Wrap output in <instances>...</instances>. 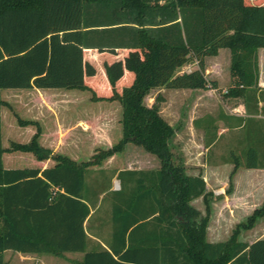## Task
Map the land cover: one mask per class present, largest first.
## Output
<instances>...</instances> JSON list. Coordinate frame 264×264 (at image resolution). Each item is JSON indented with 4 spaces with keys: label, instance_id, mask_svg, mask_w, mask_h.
Masks as SVG:
<instances>
[{
    "label": "trees",
    "instance_id": "16d2710c",
    "mask_svg": "<svg viewBox=\"0 0 264 264\" xmlns=\"http://www.w3.org/2000/svg\"><path fill=\"white\" fill-rule=\"evenodd\" d=\"M260 47L264 0H0V90L87 91L92 102L118 104L121 127L110 146L84 148L89 156L76 162L41 146L38 123L20 117L0 98V107L7 108L16 125L34 126L27 141L9 140L6 147L0 143V264L5 250L81 252L78 264H264V238L238 240L240 230L264 218V196L227 239L206 240L212 193L201 174H187L172 164L167 144L173 129L155 107L143 105L151 89L215 86L204 77L203 58L227 48L226 94L240 92L247 111V103L258 98ZM190 61L194 69L177 73ZM126 143L153 154L158 167H100L120 156ZM4 152L29 153L53 165L4 168ZM263 154L255 147L246 149L243 167L264 168ZM232 164L231 172L240 165L238 159ZM102 172L106 181L99 179ZM112 176L116 189L110 185ZM100 195L99 204L107 200L109 205L104 245L92 242L82 227ZM198 197L203 214L190 204ZM75 229L74 241L69 234ZM68 230L71 241H52Z\"/></svg>",
    "mask_w": 264,
    "mask_h": 264
},
{
    "label": "crops",
    "instance_id": "0c3cea01",
    "mask_svg": "<svg viewBox=\"0 0 264 264\" xmlns=\"http://www.w3.org/2000/svg\"><path fill=\"white\" fill-rule=\"evenodd\" d=\"M219 48L215 55L208 56L210 59L209 65L207 67L203 66L206 71L204 75L207 81H213L215 86L207 87L204 89H189V88H180L172 89L165 88L166 91L171 95H182V94H193L198 95L202 94L203 103L209 104V101H219V105L215 115L211 113L208 109H211L209 105L205 108L202 115L195 116L193 110L189 104L186 105L184 111L186 112L187 120L185 121V130L184 128L173 127L174 135L172 139L176 136V140H179V146L188 145L186 142L187 139H192L194 133L200 131L201 143L199 154L197 159H206L207 150L216 142L219 141L220 144L226 145L230 154L231 159H244L246 149L255 147L256 153L259 155L260 152L264 153V47H260L256 51L257 55V67H258V76L256 83L255 96L258 97L256 103L248 102L247 106L249 110H245L243 96L239 92L236 95L226 94V87L229 84V51L227 52ZM222 50V51H221ZM225 56L226 60L224 62L219 60V55ZM225 63L227 67L226 75L224 77L217 76V74L212 73L210 70V64L215 65L216 68L220 70L221 64ZM183 66V65H182ZM180 67L177 70V73L187 72L189 70L183 69ZM194 69V68H193ZM219 72V71H218ZM221 86L223 88H221ZM159 90H163L160 88ZM259 92L263 98H260ZM4 95L11 96L12 100L16 101L19 104L18 115L25 116L24 119L35 120L39 127L40 133L38 135V143L46 148H49L52 152L59 153L67 156L73 161L79 162L82 161L83 149L87 148H104L110 146L114 141H116L121 132L113 133V128L120 126L118 122L119 116L106 115V110H91L89 106L93 103L88 99V96H83L77 94L72 90H63V89H1L0 98L5 100ZM218 96V97H216ZM206 97V98H205ZM173 98H170V102H173ZM192 105H194V101ZM114 104L113 102L108 103ZM191 105V104H190ZM11 106V105H10ZM116 108L119 110L118 104L116 103ZM173 106V105H171ZM210 107V108H209ZM110 108V109H114ZM5 109L4 106L0 107V143L2 147H6L9 140L25 142L27 141L32 133L34 132V126H14L13 124H8L7 126L2 125V111ZM104 111V112H103ZM108 111V110H107ZM104 113V114H103ZM203 116V117H202ZM199 120L197 125L193 124V120ZM9 120L11 117L9 116ZM16 124V123H15ZM8 127V128H6ZM186 132V140L183 139L181 135L182 132ZM208 134L207 143H203L204 134ZM13 132V133H9ZM179 132H181L179 134ZM5 134V135H4ZM114 135V137H112ZM179 138V139H178ZM5 139V140H4ZM194 140V139H192ZM4 142L6 144L4 145ZM133 146V147H132ZM135 146V147H134ZM136 145L131 143H126L123 146L122 153L125 152V149H135L138 148ZM143 153L151 156L149 159L150 167L143 169H156L158 167V159L141 147H139ZM236 149V150H235ZM124 151V152H123ZM236 151V154L233 153ZM13 153V152H12ZM21 153L22 155H11L10 153H2V166L4 168H18L14 166V163L9 159H14V157L26 156L27 159H32V165L30 167H37L39 169L51 167L53 161L50 159L35 160L29 153ZM186 153V150H185ZM121 154V153H120ZM116 155L111 156L108 159H115ZM264 157V154H263ZM86 159V158H85ZM123 159H133V157L123 158ZM187 159H191L187 156ZM264 159V158H261ZM129 163V160L125 161ZM239 163H243V160H239ZM205 167V164H203ZM120 169V168H119ZM121 169H141L139 167L127 166ZM238 170V169H237ZM240 172L245 174H258L261 177V183H264V168H243ZM115 177V176H113ZM202 177V175H201ZM203 181L204 178L202 177ZM205 183V182H204ZM112 189L118 188L111 187ZM206 189V186H205ZM207 190V189H206ZM263 194V193H262ZM264 195V194H263ZM101 195L98 196L95 205L90 208L89 212L91 214L87 224L82 223V227H86L87 235L92 242H98L101 245H104L109 238V205L106 203L104 209H100L99 199ZM233 205L236 206V210H242L243 204L242 200L245 199V202L249 200L247 197L237 196L234 194ZM262 197V196H261ZM200 198V197H198ZM241 198V199H239ZM196 199V198H195ZM193 199V200H195ZM191 200V201H193ZM201 200V199H200ZM240 200V201H238ZM190 201V204H191ZM257 202L254 206L249 208V210L244 213L248 215L255 207H258ZM192 205V204H191ZM243 205V206H242ZM193 206V205H192ZM245 210V209H244ZM66 227V226H64ZM66 229V228H65ZM72 229V228H71ZM69 229V230H71ZM64 232V234H57L52 237L53 242H69L67 240V234L70 232ZM76 238V229L69 234ZM264 238V237H259ZM258 238H255L246 243H250ZM242 241L241 239H238ZM245 242V241H243ZM12 253V263L11 264H78V261L81 260V252H63L61 255H52L50 253H20L11 250L3 251V263L5 264V252Z\"/></svg>",
    "mask_w": 264,
    "mask_h": 264
},
{
    "label": "rangeland",
    "instance_id": "374dc122",
    "mask_svg": "<svg viewBox=\"0 0 264 264\" xmlns=\"http://www.w3.org/2000/svg\"><path fill=\"white\" fill-rule=\"evenodd\" d=\"M222 50L227 52L226 48H223ZM221 50V51H222ZM219 60L225 62L226 58L223 55L218 56ZM210 59L208 56H205L203 58V66L207 67L209 65ZM183 69L185 70H191L196 67L194 61H190L186 64H184ZM210 70L212 73L217 74V76L224 77L226 75L227 67L225 63L221 64L220 70L215 67V65L210 64ZM219 71V72H218ZM204 75L206 74L205 69L203 68ZM94 86L96 90L100 89V78L95 76L94 79ZM224 87V86H223ZM221 86V88H223ZM158 89H151L148 92H146L144 98H143V105L147 108L155 107V112L161 118L169 127L173 129V127L181 128L185 130V121L187 120L186 112L184 111L187 104H189V107L191 106L193 110V114L195 116L202 115L204 111V105L205 108L209 105L211 109V113L215 115L217 108L219 105V101H209V104L203 103L202 101V94L198 95L196 93L193 94H182V95H170L168 91L163 88V90ZM72 91L77 92V94L88 96L87 91H81V90H75ZM218 97V96H216ZM4 98L7 99L8 103L11 105L14 112L17 114L19 111V104H17L16 101L12 100L11 96L4 95ZM170 98H173V102L171 103L169 100ZM206 98V97H205ZM194 101V105H192V101ZM107 102L99 101L96 103H92L89 106V109L99 110L100 108L106 110V115L120 116V109L118 110L116 108V102L114 104L107 105ZM191 104V105H190ZM173 105V106H171ZM114 109H110L113 108ZM209 107V108H210ZM108 110V111H107ZM104 112V111H103ZM21 113V112H20ZM104 114V113H103ZM9 116L11 117L10 112L5 108L2 111V125L7 126L8 124H13L16 126L13 118L11 117V120H9ZM21 117H25L21 115ZM201 117V116H200ZM203 117V116H202ZM119 122V121H118ZM8 128V127H6ZM121 127L118 125L113 128V133H115V130L119 132ZM182 132V131H181ZM179 132V134L181 133ZM200 131H197L194 133V136L192 139L186 140V132H182L181 135L183 136V139L188 142V145L179 146V140H176V136L172 139L174 135V129L172 136L168 139V151L170 153V159L172 164L180 165L184 168L185 172L187 174H196L199 173L204 178L205 186L208 191L212 193L209 201L210 205V212H209V218L206 226V234L205 239L208 241H223L227 239L229 236L231 230L235 227V225L238 222L244 221L245 217L247 215H244L249 208L254 206L257 202L258 206L260 205L263 194H264V183H261V180L259 177H261L258 174H245L240 172L243 170V165L240 163V165L231 172L233 164L232 159L229 156L230 152L225 144H220L219 141H216L206 152V159H197V155L199 154L200 149ZM13 133V132H9ZM5 135V134H4ZM115 134H113L112 137H114ZM204 141L203 143H207L208 134L207 131L203 136ZM179 139V138H178ZM5 140V139H4ZM115 142V141H114ZM6 142H4V145ZM133 147V146H132ZM135 147V146H134ZM137 147V146H136ZM89 150V149H88ZM93 149H90V151ZM186 150V153H185ZM236 150V149H235ZM86 149H83V157L82 160H85L87 158L88 152ZM124 152V151H123ZM234 154H236V151H233ZM11 155H22L21 153L13 152L10 153ZM187 156L191 159H187ZM133 157V159H123ZM151 156L146 155L142 152V150L138 147L135 149H125V152L120 154V156L115 157V159H107L101 163V168L108 170V169H119V168H125L127 166L131 167H139L141 169H146L150 167L149 159ZM14 159H9L14 163L15 167H30L32 165V159H27L26 156H20V157H14ZM129 160V163L125 162ZM243 160V159H238ZM203 164H205V167H203ZM238 169V170H237ZM107 172V171H106ZM231 173V175H230ZM96 175V174H95ZM105 176V173H101L99 176V179L101 181H106L103 177ZM117 182V179L115 177H111L110 185L111 187H114V183ZM106 183L103 182L102 188H105ZM263 193V194H262ZM234 194H237V196H243L249 198L248 202H245V199L242 200V203L244 202V206L242 210H236V206L233 205V197ZM262 196V197H261ZM241 199V198H239ZM240 201V200H238ZM107 200H102L100 209H104L106 207ZM191 204L193 207H195L201 214H203V205L200 200V198H196L195 200L191 201ZM245 209V210H244ZM251 212V211H250ZM249 212V213H250ZM248 213V214H249ZM264 237V218L261 217L256 220V222L253 224V226L246 230H240L238 239H241L242 241H251L255 238ZM5 264H11L12 263V253L11 252H5Z\"/></svg>",
    "mask_w": 264,
    "mask_h": 264
},
{
    "label": "built area",
    "instance_id": "2783aa9c",
    "mask_svg": "<svg viewBox=\"0 0 264 264\" xmlns=\"http://www.w3.org/2000/svg\"><path fill=\"white\" fill-rule=\"evenodd\" d=\"M114 187H117V182H116V183H114Z\"/></svg>",
    "mask_w": 264,
    "mask_h": 264
}]
</instances>
